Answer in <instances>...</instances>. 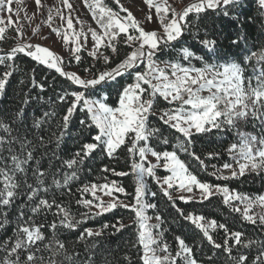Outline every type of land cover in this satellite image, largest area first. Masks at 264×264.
<instances>
[{"label":"snow or ice","instance_id":"snow-or-ice-1","mask_svg":"<svg viewBox=\"0 0 264 264\" xmlns=\"http://www.w3.org/2000/svg\"><path fill=\"white\" fill-rule=\"evenodd\" d=\"M11 2L12 0H0V12H11ZM115 2L119 5L120 12L127 15L121 16L119 12L107 6L104 0H91V3L89 0H84V4L101 29L99 34L89 29L94 41V50L89 51V55L94 59L103 56L104 62L109 63L110 57L99 52L102 46L115 54L118 52L117 43L123 42L133 50L115 67L93 74L91 79H82L76 73L65 71L63 57L39 44L17 43L4 56H0V64L6 65L3 73L0 74V95L4 94L9 78L15 70L13 64L7 62H14L18 54H23L48 69H54L60 76L85 90L72 92L63 90L62 94L57 95V101L67 103L68 107L58 124L59 130L47 140L43 134L44 125L56 115L55 111H45L41 117L32 121L31 129H29L32 139L28 138V133L14 135L13 127L8 122L0 120V217H3L0 220V228L8 223L7 209L22 194V190L26 197L25 203L20 206L21 211L14 237L2 243L5 255L0 257V264H97L94 258L95 243L85 246L81 258L80 252L75 249L69 250L58 236L53 235L49 238L46 235L43 231L46 226L55 234L61 228L74 230L80 225L81 220L75 219L69 210L54 197L49 199L47 195H41V193L47 194L53 187L57 189L66 187L69 181L78 179L81 166L98 148L112 158L122 146L128 145L127 153L132 158L131 174L135 178L133 202L124 203L113 197L105 203L96 195L97 191H102L109 197H112L113 192L128 195L124 187L112 181L85 185L82 191L90 193L94 199H78L77 203L88 207L89 215L91 208L99 209L96 215L110 212L117 207L130 209L134 213L133 225L136 226V243L133 246L139 245L141 250L139 259L142 264H199L193 247H190L182 237H175L177 246L170 251L169 246L159 239V235L154 234L153 229L157 228L158 224L149 223L152 217L146 215V210L155 208L156 205L144 202L147 188L145 177L155 179L169 201L173 200L172 193L169 191L173 188L181 193L176 199L186 203L196 199L203 203L219 194L223 197V204L241 213L242 219L253 224L259 222L264 225V212L252 214L255 206L264 209V196L253 198L233 193L227 186L203 182L189 171L186 163L179 158L177 151H156L148 143L150 138L156 135L160 136L162 143L170 142L163 136L160 128L152 127L150 116L157 115L163 124L183 137V141L178 140L175 147L193 156L203 165L204 161L199 156L189 152L188 146L194 142L193 137L211 133L213 130H235L237 142L227 149L235 167L233 164L224 163L222 167L229 172V175H223L220 169L211 174L216 175L218 179L228 180L244 176L246 172H264V45L251 52L245 49L242 62L236 60H225L223 63L205 62L202 67L184 66L179 62L180 60L190 61L193 58L201 61L205 59L202 56H195L188 47L181 46L178 49L179 60L158 58V53L175 49L174 42L181 39L190 25L196 26L198 35L199 23L207 18L204 14H216L228 18L229 22L239 21L245 16L244 5L247 0H192L179 12L167 5V0H164V3L144 0L150 9H155L159 31L146 30L132 13L120 4V0ZM254 2L261 16H264V0H254ZM35 4L38 9L42 7L41 0H35ZM63 5L69 9V15L65 17L60 9H56L57 14L62 21H66L67 28L73 30L71 40L68 34H64L63 42L74 44V47L69 50V58L74 57L77 62H80L81 57L77 53L84 47L87 35L82 29L77 32L73 28L72 5L69 0H63ZM51 20L50 9L49 27H51ZM146 21L152 22L150 14L146 16ZM3 23V18H0V24ZM7 23L17 22L9 16ZM77 23L81 22L77 20ZM130 29L133 31L130 32ZM52 31L60 35L59 29L54 28ZM4 33L5 27L0 26V40L5 38ZM37 34V30H34L33 35ZM81 36L84 43L81 42ZM22 38L23 32L17 29L14 39ZM228 39L230 45L237 48H240L242 43L247 44V36L239 32L235 38L229 36ZM199 43L208 52H215L218 46L217 40L210 38L207 34L200 37ZM246 65L252 68L251 75H246ZM84 71L89 72L90 69L85 68ZM125 74H130L133 82L122 86L118 92L117 106H109L103 100L92 99L86 95V91L92 90L94 94L98 86L116 81L117 77ZM31 83L40 91L44 90L43 85L37 84L35 79H32ZM69 96L73 99L68 100ZM104 99L107 97L105 96ZM160 99L176 106L168 110L158 109L156 105ZM23 102L27 103V99ZM78 108L85 113V118L79 121L82 130H88L90 133L94 131L95 134L90 135L91 142H83L80 149L70 158L63 159L55 149H59L65 136L69 134L70 119ZM24 116L23 109H19L13 122ZM257 121L259 134L241 130L249 123L255 127ZM32 130L38 131L32 132ZM53 136L55 149L52 150V156L60 160L61 166L53 169L50 163L48 168L42 169L37 153L40 148H45L43 155H47L46 146L53 142ZM149 154L155 158L156 163L145 166ZM213 155L215 153H208L209 158ZM137 156L139 160L135 159ZM65 167L71 171H63ZM157 167L164 168L170 175L162 179L156 177L154 169ZM102 171H111L116 176L129 175L128 172H117L107 167ZM58 176L60 178H57ZM151 195L154 197L156 193L152 192ZM234 201H240L244 205L243 210L236 207ZM172 206L175 207V204L173 203ZM25 207L29 209L30 214L23 211ZM176 211L199 229L209 244L225 252L232 264H247V255L241 253L238 256H232V244L249 248L257 243L256 241L249 240L244 243L243 233L240 231H230L225 224H217L215 220L207 221L203 215L185 214L179 208H176ZM45 213L53 215V220L47 225L36 219ZM155 219L159 222L161 217L156 216ZM109 227L119 232L125 225L122 221H117L113 225L102 224L101 228L95 231L85 228L78 239L84 241L87 238L100 237ZM210 228L224 230L223 244L213 239L209 232ZM125 259L128 258L125 257ZM209 259L211 260V257ZM104 264L109 262L105 259ZM253 264H264V244L261 245V250Z\"/></svg>","mask_w":264,"mask_h":264},{"label":"trees","instance_id":"trees-1","mask_svg":"<svg viewBox=\"0 0 264 264\" xmlns=\"http://www.w3.org/2000/svg\"><path fill=\"white\" fill-rule=\"evenodd\" d=\"M84 1V0H83ZM91 3V0H89ZM107 6H114L111 0H104ZM246 13L239 21L229 22L228 18H223L216 14H204L206 19L199 23V33L197 35L196 26H189L184 35L177 42H174L175 49L158 53L160 60H179L180 53L178 49L188 47L195 56H202L203 61L195 58L190 61L180 60L184 66L202 67L205 62L208 63H223L225 60L242 62L245 55V49L248 52L258 50L261 45H264V16H261L257 9L254 0H247L244 5ZM195 19L194 17H191ZM242 33L247 36V44H241L240 48L230 45L229 36L235 38L237 33ZM208 35L210 38L217 40V49L215 52H208L199 43L200 37ZM13 39L0 40V56H4L12 47L16 45ZM117 53H112L110 49L106 48L104 51L110 57V62L105 63L104 59H94L85 51L79 52L77 55L81 57L80 62H77L74 57L63 60V67L65 71L73 72L79 75L82 79H91L93 74H98L101 71L109 70L116 66L124 57L130 53L133 48L126 46L123 42L117 43ZM7 63L13 64L14 72L9 78L6 89L3 95H0V120L8 122L14 130V135H24L28 133V138L32 139L31 129L32 121L41 117L45 111H55L56 115L51 118L48 124L44 125V137L47 140L49 136L56 133L58 124L68 107L67 103H60L57 101V95L62 94L63 90L68 92L72 91H85L79 86L72 84L65 77H62L54 69L38 64L25 57L23 54H18L16 60L8 61ZM6 65L0 64V74L5 70ZM142 67V66H141ZM89 68V72L84 69ZM246 75L252 74V68L248 65L245 66ZM34 70V71H33ZM138 70V69H137ZM35 79L37 84L43 85V91L38 87H34L31 83ZM133 82L130 74L117 77L116 81L108 84L98 86L93 94L92 90L86 91V95L92 99L103 100L109 106L118 105V92L122 86H126ZM107 99H104V97ZM39 97V98H38ZM27 99V103L23 101ZM68 100L73 99L68 97ZM158 109L168 110L172 105L168 104L163 99H160L156 105ZM23 109L25 116L20 120H15L16 112ZM85 118V113L80 111L79 108L70 119L68 132L64 141L61 143L59 149H55V138L53 142L47 144V155L45 148H40L37 153V159L41 161V167L48 168L51 163L53 169H58L61 166L60 160L52 156V150L55 149L57 153L63 158H70L76 151L80 149L83 142H91L90 135H94L88 130H82L79 124L81 119ZM152 127L160 128L164 137L169 139V144L161 142L160 136L156 135L150 138L149 145L156 151H177L181 160L188 166L189 171L196 175L197 178L203 182L213 185L227 186L231 192L248 195L250 197L264 196V172H248L244 176L236 178L221 180L216 175H212L217 169L222 170L224 163L235 164L232 160L227 149L231 144L237 142V134L235 130L215 131L207 134H201L193 137V143L189 145V152H194L197 156L204 161L201 165L199 160L193 156L180 151L175 147L177 141H183V137L175 132L173 129L163 124L158 119L157 115L150 116ZM243 131L253 134H259V122L253 127L251 123L243 126ZM38 130H32L35 132ZM128 145L122 146L112 158H109L99 148L93 152L91 157L85 161L78 172V179L69 181L66 187L51 188L47 194L49 199L55 198L57 202L66 207L75 219L81 220V223L74 230L61 228L59 232L53 234L47 228L43 229L46 235L50 238L56 235L61 239L69 248L75 249L83 256V249L86 245L92 243L96 244L95 259L97 264H104L105 259L109 264H142L139 259L141 250L139 245L133 246L136 243V226L133 225L134 213L130 209L117 207L116 209L106 212L102 215H96L91 209L78 204L77 200H90L88 193L82 191L85 185L103 184L105 182L115 181L118 186L125 188L126 200H133L135 189V178L131 174L132 158L127 153ZM208 153H215L209 158ZM138 160V157H135ZM215 166V167H213ZM115 169V171L128 172L127 176H116L111 171L104 172V168ZM65 172L71 170L66 167L63 169ZM57 178H60L59 176ZM106 178V179H105ZM50 183V178L49 181ZM155 192L156 196L151 193ZM173 196V195H172ZM146 203L156 205L155 208L147 209V214L156 220L155 217H161L158 222V229L156 233L160 236V240L169 246L172 251L177 246L176 236L182 237L186 243L193 247L195 258L199 264H232L228 255L222 250L215 249L203 237L202 233L189 221L185 220L176 208L181 209L185 214L203 215L207 221L215 220L217 224H225L230 231H240L243 233L242 240L247 243L249 240L256 241L249 248L232 244V256H238L241 253L248 256L247 264H253L256 256L261 250V245L264 244V225L259 222L253 224L241 218V213L233 211L232 207L226 206L222 202V195H214L210 200L204 201H190L184 202L173 197L169 201L163 195L160 184H158L152 177L148 180V187L146 188V195L144 197ZM26 201V197L22 194L18 196L15 202L7 209L8 223L0 228V257L5 255L2 248V243L10 240L15 235L17 227L18 216L21 211V205ZM173 203L175 207H173ZM23 211L30 214L29 209L25 207ZM3 217H0L2 220ZM46 225L53 220L51 213H45L36 218ZM117 221H122L125 227L117 232L115 229L109 227L103 231L100 237L87 238L84 241L78 239L79 234L85 228L99 230L102 224L113 225ZM157 221V220H156ZM58 222V221H57ZM210 234L217 243L223 244L225 239V232L223 229H209ZM127 257L128 259H125ZM211 257V260L209 259Z\"/></svg>","mask_w":264,"mask_h":264},{"label":"rangeland","instance_id":"rangeland-1","mask_svg":"<svg viewBox=\"0 0 264 264\" xmlns=\"http://www.w3.org/2000/svg\"><path fill=\"white\" fill-rule=\"evenodd\" d=\"M111 1L114 3V6H110L111 8H113V10L119 12L121 16L127 15V13L120 12V7L118 4H116L115 0ZM69 2L72 5L71 18L73 20V28L77 32L82 29L83 32L87 35V41L81 51H85L87 54H89V51L94 50V41L91 38V32L89 31V29L97 31L98 34L101 32V29L99 28L96 20L93 19L91 12L86 7L83 0H69ZM153 2L164 3V0H153ZM191 2L192 0H167V5H170L177 12H179L182 11L183 8ZM41 4L42 7L38 9L35 4V0H12V11L0 12V18H3L4 20V23L0 24V26L5 27L4 39H13L14 41H16V43L30 42L33 45L39 44L41 46H46L54 53L58 54L60 57H63V60L68 59L70 57L69 50L74 47V44H64L63 35L68 34L71 40L73 30L67 28L66 21H62L60 19V16L57 14L56 9H60L65 17L69 15V9H67V7L63 5V0H41ZM120 4L127 8L136 18V20L141 24V26L144 27L146 30H160L158 17L155 12V9H150L149 6L144 3V0H120ZM50 9L52 15V20L50 22L51 27H49L48 21ZM149 14L152 16V22L146 21V16ZM169 15H171V12H169ZM9 16H11V19L13 21H16L17 23L8 24L7 20ZM77 20H79L81 23H77ZM54 28L59 29L60 35H57L56 32L52 31V29ZM17 29L23 32V38L20 40L14 39V37L16 36ZM34 30H37V35H33ZM129 31L132 32L133 30L130 29ZM81 42L84 43L83 36H81ZM105 49L106 47L102 46L99 49V52L103 53L104 55H107V53L104 51ZM99 58L103 59V56H99ZM203 95H207V93H203ZM175 106L176 105H172V108H174ZM155 163V158L149 154L147 160L145 161V166H148V164ZM154 171L156 177H159L161 179L166 175H170V173L166 172L165 169L162 167H157L154 169ZM221 172H223V175H229V172L227 170L222 169ZM150 178L151 177H145L147 187L148 180ZM169 191L175 198L181 194L175 188L170 189ZM88 194L90 196V200H93V196L90 193ZM96 195L98 197H101L105 203L109 202L113 197L117 198L119 201H123L124 203L133 202V200H126L124 198L125 194L119 192H113L112 197L105 196L102 191H97ZM192 201H199V199ZM96 202L98 203L99 201ZM233 203L236 207H240L241 210H243L244 205L240 201H234ZM91 209L95 213L99 211V209L97 208ZM261 212H264V209L260 208L259 206H255L252 210V214L254 215H257ZM146 215H148L147 210ZM149 223L153 225H159L158 221L153 219H151ZM156 229H158V227L153 229L154 234H157Z\"/></svg>","mask_w":264,"mask_h":264}]
</instances>
